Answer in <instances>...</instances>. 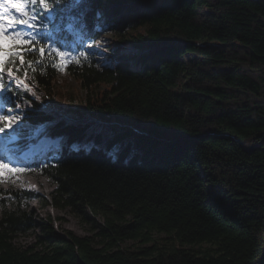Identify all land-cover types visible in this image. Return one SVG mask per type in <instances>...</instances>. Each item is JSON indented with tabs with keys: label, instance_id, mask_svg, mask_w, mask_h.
I'll return each instance as SVG.
<instances>
[{
	"label": "trees",
	"instance_id": "16d2710c",
	"mask_svg": "<svg viewBox=\"0 0 264 264\" xmlns=\"http://www.w3.org/2000/svg\"><path fill=\"white\" fill-rule=\"evenodd\" d=\"M139 1L68 0L41 31L88 59L29 79L35 95L5 77L2 100L22 107L19 143L40 127L59 143L26 171L48 180L47 196L0 189V264H264V0ZM105 32L115 44L103 60ZM71 79L78 103L52 100ZM32 199L91 234L37 223Z\"/></svg>",
	"mask_w": 264,
	"mask_h": 264
},
{
	"label": "snow or ice",
	"instance_id": "6c2138e0",
	"mask_svg": "<svg viewBox=\"0 0 264 264\" xmlns=\"http://www.w3.org/2000/svg\"><path fill=\"white\" fill-rule=\"evenodd\" d=\"M66 2L68 0H0V91L6 89L7 77L17 87L35 95L29 79L35 83L36 75H43L47 67L65 71L69 65H79L82 58L88 59L84 51H70L63 41L53 42L50 31H41L49 29L54 13ZM79 3L80 0H71L73 7ZM68 20L66 31L79 38L81 32L74 27L75 18L69 16ZM19 107L16 104V108ZM22 128L19 114H13L11 109L7 112L0 109V181L34 170L24 166L23 154L16 143Z\"/></svg>",
	"mask_w": 264,
	"mask_h": 264
},
{
	"label": "rangeland",
	"instance_id": "374dc122",
	"mask_svg": "<svg viewBox=\"0 0 264 264\" xmlns=\"http://www.w3.org/2000/svg\"><path fill=\"white\" fill-rule=\"evenodd\" d=\"M141 1V0H140ZM139 1V3H140ZM156 0H154L155 2ZM138 2V1H137ZM153 2V0H152ZM132 4V3H131ZM112 4L107 2L104 6V10L108 9ZM146 7H149L147 5ZM107 19H102L103 24L106 23ZM101 21V22H102ZM107 29V27H105ZM108 30V29H107ZM115 44V39L113 38L112 34L109 32H105L102 35V38L97 41L96 43V51L98 52L100 58H103V60H106L107 57L111 54V48ZM59 89L63 90H56L54 94H52V100L58 99L61 103H78V99H80V96L84 94V90H79L77 84L74 80H70L69 82H66V84L59 86ZM64 93L63 98H60L62 94ZM77 102H76V101ZM52 102V101H50ZM76 102V103H75ZM41 103V102H40ZM47 106V105H44ZM55 107V105L52 104L50 107ZM21 106L19 108H15L14 111L12 110L13 114H20ZM24 108V104H23ZM49 108V107H46ZM67 114L62 115L66 120H69V118H66ZM58 143V138H53L51 136H42L38 139L37 143L32 144L27 152L22 153L21 156L24 166H26V161L24 160L26 158V155L28 152H33L34 149H38L39 147H42L44 145L51 144L53 147ZM8 184L3 183L0 181V189L1 188H8V187H16V188H23L27 190H32L36 192L39 195L47 196V194L51 191L52 185L48 182V180L41 175H39L36 172H33L31 174L21 173L19 175H14L11 178L6 180ZM29 205V211L33 213L34 219L37 221V223L46 222V218L49 215L53 221V228L57 232H62L61 228H65L68 230H71L73 233H76L78 235H86L91 234L88 229V224L85 222V220H82L79 216H77L75 213L68 209L59 210L54 207H51L49 205H41L37 200H31L28 202ZM57 217H60L61 220H58ZM41 231L40 228H34L32 231H30L27 234H20L15 237V241L18 245H27L33 243L38 235H40ZM164 236L163 233H154L153 239L157 242H163L162 237ZM124 245L132 246V242L130 240L126 241Z\"/></svg>",
	"mask_w": 264,
	"mask_h": 264
},
{
	"label": "water",
	"instance_id": "95a60500",
	"mask_svg": "<svg viewBox=\"0 0 264 264\" xmlns=\"http://www.w3.org/2000/svg\"><path fill=\"white\" fill-rule=\"evenodd\" d=\"M69 116H71L70 114H68Z\"/></svg>",
	"mask_w": 264,
	"mask_h": 264
}]
</instances>
